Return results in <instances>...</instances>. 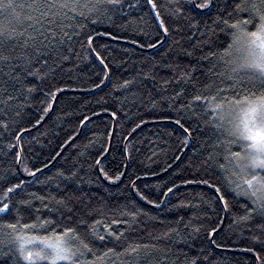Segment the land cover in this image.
<instances>
[{"label": "trees", "instance_id": "obj_1", "mask_svg": "<svg viewBox=\"0 0 264 264\" xmlns=\"http://www.w3.org/2000/svg\"><path fill=\"white\" fill-rule=\"evenodd\" d=\"M96 2L78 0L75 11L54 9L56 15L42 17L29 7L33 0H13L14 10L0 12V24L12 37L0 38V56L8 58L0 60V197L23 181L0 200L12 209L0 214V264H27L18 257L19 241L54 240L65 228L74 233L64 239L84 253L77 252L76 264H264L255 259L257 252L264 257V243L252 239L264 241V217L239 219L251 204L232 191L250 178L230 155L245 154L243 142H229L233 111L226 105L225 119L217 121L202 101L181 107L197 94L210 97L225 89L218 100L235 94L226 77L242 52L223 55L234 30L221 20L252 19L251 12L235 9L251 0H218L210 10L194 9L188 0H154L159 18L146 0H124L116 10L84 7ZM124 81L130 83L121 87ZM101 169L120 180L107 179ZM32 173L37 175L25 178ZM97 220L103 221L100 234L104 224L117 220L111 227L123 235L94 239L89 226ZM45 221L52 223L42 227ZM137 244L148 247L125 252ZM108 248L115 251L104 255Z\"/></svg>", "mask_w": 264, "mask_h": 264}, {"label": "snow or ice", "instance_id": "obj_2", "mask_svg": "<svg viewBox=\"0 0 264 264\" xmlns=\"http://www.w3.org/2000/svg\"><path fill=\"white\" fill-rule=\"evenodd\" d=\"M124 0H97L96 4L91 6L85 4L84 7L89 8V11L99 10L101 6H108L113 10L118 9L122 6ZM146 2L151 6L152 10L155 12L157 18H159V12L156 11L157 5L154 0H146ZM178 2V0H177ZM188 3L192 8L197 10H210L214 7L218 6V0H188ZM13 0H0V12L7 10H14ZM29 7H33L34 10L39 12V15L42 17H46L49 12H52L53 15L57 13L54 12V9H68L70 8L72 11H75L77 7H79L78 0H64L62 3H58L57 0H51V2H44L43 4L38 3V0H33V3L29 5ZM41 9H46L43 11ZM235 9L240 13L251 12L253 15L252 19H238L234 20L230 23L229 19H222L221 22L228 28L234 31L231 32L232 43L228 44V46L224 49V56H229L232 53V50L235 49L237 52H243L242 56L237 57L236 59L231 61V71L227 75V79L232 81V84L229 86V91H233L235 94L231 97H222L218 100V97L222 96V93L225 89H218L215 95L212 96H204L201 94L194 95L191 98V101L188 105H181V107L191 108L192 103L195 102H204L206 105V112L208 109L211 110V115L217 121H223L225 119L224 109L225 106L232 111L238 110L240 115L238 117L237 122L229 121L232 124L230 129H227L228 135L233 137L230 143H242L243 148L245 150V154L241 155V152H230V155L233 157L239 158L241 163L238 165L240 172L245 173L246 175H250V178H243V184L236 183L235 187L232 191L236 196H244L247 197L250 201L251 206L247 204L243 207L245 208V215L241 216L239 219L247 221L255 216L264 217V0H251L246 6H242L241 3L235 4ZM107 8H105V11ZM177 14L183 13V6H178L176 8ZM79 15L83 16L84 13L80 12ZM229 17L232 16V13H228ZM28 20L32 21L35 19L36 23H39L38 18H34L33 16H28ZM93 23L97 21L93 20ZM161 27L165 33L168 32V29L164 27L163 20L160 21ZM248 25H254L255 30L250 31L248 29ZM12 32L15 29L11 30ZM224 31V29H221ZM43 36V33H40ZM64 36L68 39L72 37L65 32ZM0 38L11 39V33L6 25L0 24ZM47 39V37H44ZM92 36L88 37V43H92ZM3 41L0 40V43ZM27 43V42H26ZM39 51V49H37ZM99 55V53H97ZM210 55L215 56L216 53H210ZM208 57H203V59H207ZM6 56H0V60H7ZM223 59V56L221 57ZM46 63V61H45ZM103 64V60H101ZM27 64L30 66L31 61L28 60ZM17 67H20L19 65ZM107 68V65H104ZM22 70L27 73L28 76H38V70L32 71L29 70V67H23ZM107 76V73H105ZM220 75H224V73H220ZM19 77V73H17V78ZM129 81H124V85L121 87L128 85ZM237 88L241 89L243 93L235 91ZM29 92L34 91L33 88L28 89ZM60 91V89H57ZM182 93H177V97H179ZM52 99L55 98V93L49 94ZM8 100L14 99L9 96ZM51 108V104H49L48 108L44 111L47 112L48 109ZM115 115V113H113ZM207 123V122H206ZM176 124L180 125L181 128H184V125L180 120H176ZM7 127V125H5ZM216 128L222 127L221 123L215 124ZM186 134L190 135L189 129L184 128ZM19 159V156L17 157ZM211 159V155L209 156ZM97 165L100 163L99 160L96 161ZM103 172L104 176L109 180H120V175L115 177L110 176L103 169L100 170ZM34 175V173H32ZM123 175V174H121ZM203 183L207 184L209 181L204 180ZM231 183V182H230ZM23 184L21 181L19 184H13L11 187H8L3 195L0 197V200H7L8 194L12 193L15 189L20 188ZM213 188L217 193H219L217 199L223 202V208L228 210L230 205L226 200L225 195L221 193V189L213 185ZM169 192L172 191L171 188L168 189ZM147 199V197H144ZM151 203V201H149ZM12 209L8 202H3L0 204V214H6L10 212ZM129 215L135 218L136 213H129ZM52 221H45L41 226H45L46 224H51ZM86 223L81 220V224ZM103 221L97 220L93 222V225L89 226V232L92 237L99 241H104L108 237H113L115 240H119L123 233H116L111 224L120 223V221L112 220L111 224H104V232L105 234H100L99 225H101ZM7 228L15 229V224H5ZM36 225H28L25 224L24 227H35ZM261 230H264V224L259 226ZM217 228H212L211 233H216ZM69 233H74V229L65 228L62 234L56 235L54 240L45 239L42 241L44 245L39 251L26 250L25 244L32 243V241H22L18 248V257L21 261L27 262V264H36L37 261H49V264H58L59 261H67L69 264H76L74 261V257L77 255V252L80 255H84L83 252H80L79 248H76L75 251L73 247L70 246L69 242L64 239ZM36 239V238H33ZM73 239H80L78 235H74ZM253 241L264 243V241H260V238L257 236L252 237ZM213 243L215 241L213 240ZM80 244L83 249L87 252H92V248L89 246V243L84 242V240H80ZM147 248L148 245H140L130 246L128 249H125V252L128 255H132L133 253H138L140 248ZM115 249L108 248L104 255L108 253L114 252ZM247 251L252 252L253 248H248ZM4 256H7L8 253H3ZM255 259L257 261L264 262V257L260 255L259 252L255 254ZM92 264V262H90ZM195 264V261L192 262Z\"/></svg>", "mask_w": 264, "mask_h": 264}, {"label": "rangeland", "instance_id": "obj_3", "mask_svg": "<svg viewBox=\"0 0 264 264\" xmlns=\"http://www.w3.org/2000/svg\"><path fill=\"white\" fill-rule=\"evenodd\" d=\"M243 55V52L240 54ZM240 113L238 110L232 112V122H237L238 117ZM24 241H32V243H26L25 248L26 250H33V251H39L44 245L42 244V241L39 240H32L31 238H25ZM22 241H19V245ZM67 261H59L58 263H63ZM36 263H46L49 264V261H37Z\"/></svg>", "mask_w": 264, "mask_h": 264}, {"label": "water", "instance_id": "obj_4", "mask_svg": "<svg viewBox=\"0 0 264 264\" xmlns=\"http://www.w3.org/2000/svg\"><path fill=\"white\" fill-rule=\"evenodd\" d=\"M20 161V160H19ZM18 166H19V162H18ZM37 174L33 175V176H28V177H25L26 179H30L32 177H35Z\"/></svg>", "mask_w": 264, "mask_h": 264}]
</instances>
